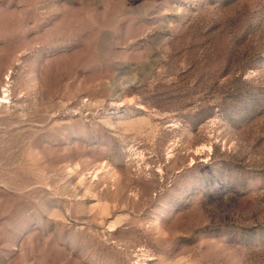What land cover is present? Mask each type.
Masks as SVG:
<instances>
[{
    "label": "rangeland",
    "instance_id": "rangeland-1",
    "mask_svg": "<svg viewBox=\"0 0 264 264\" xmlns=\"http://www.w3.org/2000/svg\"><path fill=\"white\" fill-rule=\"evenodd\" d=\"M0 264H264V0H0Z\"/></svg>",
    "mask_w": 264,
    "mask_h": 264
}]
</instances>
